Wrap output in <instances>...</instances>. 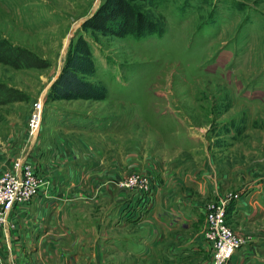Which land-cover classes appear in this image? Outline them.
Masks as SVG:
<instances>
[{
	"label": "rangeland",
	"instance_id": "374dc122",
	"mask_svg": "<svg viewBox=\"0 0 264 264\" xmlns=\"http://www.w3.org/2000/svg\"><path fill=\"white\" fill-rule=\"evenodd\" d=\"M23 155L53 194L264 200V0H0V173Z\"/></svg>",
	"mask_w": 264,
	"mask_h": 264
},
{
	"label": "crops",
	"instance_id": "0c3cea01",
	"mask_svg": "<svg viewBox=\"0 0 264 264\" xmlns=\"http://www.w3.org/2000/svg\"><path fill=\"white\" fill-rule=\"evenodd\" d=\"M73 185L57 181L50 185L54 194L46 189L14 206L0 227V264L210 263L202 232L205 202L189 186L169 191L157 183L150 198L120 191L112 200L110 192L87 197ZM257 189L264 193L262 186ZM250 191L242 195L244 208L228 212L229 220L225 208L227 223L242 237L229 264H264V200L251 199Z\"/></svg>",
	"mask_w": 264,
	"mask_h": 264
},
{
	"label": "built area",
	"instance_id": "2783aa9c",
	"mask_svg": "<svg viewBox=\"0 0 264 264\" xmlns=\"http://www.w3.org/2000/svg\"><path fill=\"white\" fill-rule=\"evenodd\" d=\"M42 103L38 102L32 112L29 129L32 138H37L42 124ZM44 180L36 166L25 158L18 159L11 168L0 173V227L9 221V214L20 202L30 200L41 193ZM123 186H131L146 191L151 188L150 179L143 173L131 174L121 181ZM226 200L205 211L203 234L211 248L210 264H229L242 237L226 221Z\"/></svg>",
	"mask_w": 264,
	"mask_h": 264
},
{
	"label": "trees",
	"instance_id": "16d2710c",
	"mask_svg": "<svg viewBox=\"0 0 264 264\" xmlns=\"http://www.w3.org/2000/svg\"><path fill=\"white\" fill-rule=\"evenodd\" d=\"M61 81H58L57 83H55L54 86H57L58 88L62 90H66L69 88L77 89L78 86L84 83V82H81V80L75 74L71 72H68L67 74H65L64 80L62 82Z\"/></svg>",
	"mask_w": 264,
	"mask_h": 264
}]
</instances>
